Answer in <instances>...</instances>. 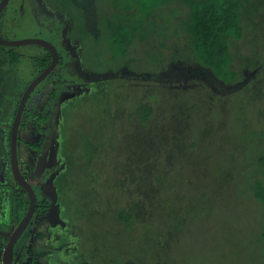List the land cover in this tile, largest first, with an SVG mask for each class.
<instances>
[{
    "label": "rangeland",
    "instance_id": "1",
    "mask_svg": "<svg viewBox=\"0 0 264 264\" xmlns=\"http://www.w3.org/2000/svg\"><path fill=\"white\" fill-rule=\"evenodd\" d=\"M77 1L81 0H54L53 5H50L48 0H9L0 14V36L12 39L46 38L56 44L63 60L58 62L56 67L36 86L39 90L28 102V107L33 110L35 117L25 120L24 128L20 129V141H18L19 160L24 162V168L29 172L31 183L37 185L41 177L52 176L55 172L61 174L60 184H65L69 180L73 181L72 184L67 183L65 192L60 196L56 192L59 184H55L52 177L41 182V188L36 186L39 196L42 195L48 199L50 207L54 208L52 213H55V208L59 206L57 202L59 197L64 200L60 203H63L67 210L65 216L69 224L65 223L70 226L72 221L73 224V229L70 227L73 231V252L64 250H67L72 242L68 240L67 243L63 242L64 239H69L66 234L72 232L67 231L62 236V245L66 244L64 246L67 247L63 249L61 245L57 249L53 248L52 253L56 258L53 263L72 264L68 263V260L65 261V258H68L67 254H73V264H121V261L127 258L129 262L137 259V264L140 260L142 264H149L143 254L138 253L141 252L139 243H143L139 240V236L137 239H132V245H129L128 249H124L123 245H118L117 242H113L110 246L106 243L107 231L104 227L109 228L110 225H107L105 211L109 210V206L97 208L95 204H91V197L86 198L76 187V181H79L97 187L98 193H115L113 189L116 187L115 182L119 171L114 168L122 163L118 156L121 152L119 149L109 155L105 150L96 152L92 145L88 144L86 134L96 130L94 125L96 120L94 122L89 120L90 109L80 108V106L86 107V101L84 97L79 98V95L91 94V98L92 95L99 96L95 101L99 110L104 106L107 110L110 109L112 95L116 110L112 116L108 115L109 118L111 117L110 123L120 116L122 98L130 94L134 96V89L141 87L144 82L154 84L167 81L171 84L172 81L183 80V89H185L191 85L193 79L197 78L201 80L199 84L203 92L201 91L196 99H187V104L191 105L186 114L190 117L187 119L190 126L188 132L197 134L198 138H204V135L199 134L200 128L206 127L211 130L215 123L221 125L219 132L215 131L213 134L208 131L207 133L203 148L206 150L208 160L204 161L209 167H224L225 174L222 178L229 180V183L226 184L227 187L219 198L221 202L217 204L213 216L208 218L207 224H197V226L190 224L182 236L183 239L175 244V250L181 254L183 261L180 262L181 264H185V261L194 264H264V204L259 202L246 187L248 179L240 175L235 177L234 173L227 169L232 164V160L234 164L240 163L242 155L245 154L236 146L253 150L254 152L247 151V157L253 161L264 156V99L262 96L264 23L257 31L247 36L251 38L252 43L250 41L249 44H239L237 60L239 78L229 84L218 79L209 69L193 60L190 61L188 57H183L184 53L181 51L183 47L180 49L174 47L173 61H169L170 53L162 55L156 48L149 53L145 48L144 51L129 59L126 56L117 58L114 62L111 61L106 27L101 22L91 24L89 21L85 26L84 13L77 5ZM88 1L83 0V5L88 7ZM77 9L83 17L79 29L75 27L74 17ZM176 26L173 23L171 30L176 29ZM172 41L182 46L183 42H178L176 39ZM11 50L19 52V60L12 61L9 58L8 53ZM43 51L34 43L16 46L3 44L0 47V68L5 72L1 74L14 72L13 70L18 67L20 85L29 84L38 73V68L33 64V57ZM124 59L134 61L125 64ZM99 90L100 93H97L96 91ZM188 92L189 97L195 95L194 89ZM253 95L257 96V100ZM69 97H73L74 102L66 108V119H71L72 124L68 125V122L64 124L63 136L67 140L65 144L73 148L74 163L71 166L64 156L60 161L57 160V156L55 159L57 137L60 135L57 125L61 117V107L63 101ZM10 98V95L5 94L4 99ZM174 100L180 102L178 98ZM253 100L258 101L257 109L251 105ZM134 101L135 99H132V102ZM9 105L10 101L3 102L2 109H6ZM248 108L250 110H247ZM95 114L96 112L93 111L92 115ZM249 115L253 119H258L255 120L258 126L254 127L258 129L253 128L250 132L245 123ZM39 118L45 121L43 123L36 121ZM99 118L101 119V116ZM11 123V120L7 122L6 117L0 115V184L6 191V195L0 202V264H2V245H6L7 237L12 234L16 225L9 201L11 191L15 190L17 185L9 164L6 166V162L3 163L5 159L2 155L5 154L7 157L10 147L7 132ZM39 125L41 129L37 131ZM253 133L255 134L251 136ZM237 137L239 140L233 143L232 138ZM251 137L253 143L260 145L257 146L258 148L248 146ZM40 150H42L41 153ZM133 154L135 153L131 155ZM231 166L236 171L243 168L239 165ZM46 169L49 174L44 173ZM79 174L84 180L77 178ZM187 176L190 178V175H185L184 183L189 180ZM8 179L12 182L6 183ZM104 181L108 183V188L103 184ZM83 183L81 184L84 185ZM31 226L32 223L21 234L15 245L14 260L19 259L17 262L26 259L23 250L25 246L20 245V242L25 239ZM65 230H68V227ZM28 243H31L29 239L23 244L28 245ZM131 257L136 258L131 259Z\"/></svg>",
    "mask_w": 264,
    "mask_h": 264
},
{
    "label": "trees",
    "instance_id": "2",
    "mask_svg": "<svg viewBox=\"0 0 264 264\" xmlns=\"http://www.w3.org/2000/svg\"><path fill=\"white\" fill-rule=\"evenodd\" d=\"M48 2L53 5L54 0ZM88 2L87 7L83 5V0L77 1V5L84 13L86 21L84 25H88L86 24L88 21L91 24L101 22L106 27L111 61L126 56L128 59L132 58L145 48L148 53L155 48L162 55L170 53L169 61H171L172 50L183 47L181 49L184 53L183 57H188L190 61L193 60L209 69L218 79L229 84L239 78L237 65L239 44H249L250 41L252 43L251 38L247 36L257 31L264 23V0H89ZM74 17L75 27L79 29L83 17L78 9ZM173 23L177 26L176 29L171 30ZM174 39L183 42L182 46L173 43ZM35 45L44 50L33 57V64L38 68L39 73L50 63L52 54L46 47ZM2 46L3 44H0V47ZM8 56L12 61L20 59L19 52L15 50L9 51ZM128 59H124L125 64L134 61ZM61 61L63 62L60 56L59 62ZM17 70L18 67L13 70L14 72L3 75L1 73L5 70L0 68V115L5 116L7 122L13 121L23 91L28 85H20L21 80ZM199 81L201 82L200 79H193L191 85L185 89H183V80L172 81L171 84L167 81L154 84L144 82L141 87L134 89V96L130 94L122 98V114L120 112L119 118L110 123L111 117L109 118L108 115L112 116L116 110L112 95L109 110L105 106L103 109H98L95 101L99 96L92 95L91 98V94L79 95V98L84 97L86 101V107L80 106V108L90 109L89 120L91 122L96 120L94 122L96 130L86 134L88 144L92 145L96 152L105 150L109 155L119 149L121 152L118 156L122 163L114 168L119 171L116 187L113 189L115 193L101 194L98 193L97 187L79 181H76V187L86 198L90 196L91 204H95L97 208L109 206V210L105 211L107 225H110L109 228L104 227L107 231L106 243L110 246L113 242H117L118 245H123L124 249H128L129 245H132V239H137L139 236V240L143 243H139L141 252L138 253L143 254L149 264H181V254L176 252L175 244L183 239L182 236L190 224L194 226L207 224L208 218L213 216L217 204L221 202L219 198L224 193L226 184L229 183V180L222 178L225 174L224 167H209L204 161L208 160L206 150L203 148L207 133L219 132L221 125L215 123L211 130L206 127L200 128L199 134L204 135V138H198L197 134L188 132L190 126L187 119L190 117L186 114L191 105L187 104V99H196L197 95L201 94ZM191 89H194L195 95L189 97L188 91ZM38 90V87L34 89L26 103L20 122L18 141L25 120L35 117L33 110L28 107V102ZM262 91L264 99V87ZM96 92L100 93V90ZM5 94L10 95L11 98L4 99ZM175 98L180 102H175ZM132 99L135 101L132 102ZM254 99L257 100V96ZM255 100L251 105L257 109L258 101ZM5 101H10V105L3 110L2 103ZM73 102V97H69L62 103L61 117L57 125L60 135L57 137L55 154V159L57 156L58 161L64 156L70 166L74 163L73 148L65 144L67 140L64 139L63 134L64 124L67 122L68 125L72 124L71 119H66V108L73 105ZM199 110L198 108V112ZM93 111L96 112L95 115H92ZM252 119L253 117L249 115L248 121L245 122L249 132L258 126L255 122L258 119ZM36 121L43 123L45 120L39 118ZM37 128V131H40L41 126ZM10 133L11 126L7 132L9 146ZM237 140L238 137L232 138L231 141L235 143ZM249 143L250 148L260 146L258 143H253L252 137ZM241 147L236 146L245 154L242 155V159L237 155L241 159L240 163L234 164L232 160L231 165H239L243 168L236 171L229 165L227 169L232 171L235 177L240 175L248 179L246 187L259 202L264 204V156L253 161L247 157V151H254ZM132 153L135 154L131 155ZM2 155L5 159L3 163L6 162V166L9 164L12 172L10 147L7 151L9 158L5 154ZM22 162L19 160L20 168L30 181L29 172L25 170V164ZM185 175H190V178L187 176L189 180L184 183ZM59 177L61 178V174L55 172L52 176L41 177L37 185L32 183L37 195L33 218L46 213L50 207L48 199L39 196L36 186L41 188L40 183L51 178L56 182L55 184H59L58 187L56 186V192L60 196L65 192L67 185L73 183L69 180L65 184H60ZM77 178L84 180L81 174ZM11 181L8 180L6 183ZM14 181L17 188L11 191L9 203L15 215V224H18L28 209L29 194L16 179ZM87 181L92 182V180ZM103 184L108 188V183L104 181ZM0 186L1 202L6 191L1 184ZM59 201L64 202L60 197ZM61 206L65 207L63 203ZM4 246L5 244L2 248ZM131 248L132 246L130 247L132 252ZM127 259L122 260L121 264H137V259H133V262ZM17 260L19 259L13 260L14 264H33L29 261L17 262ZM185 262V264H194L190 261ZM138 264H142V260Z\"/></svg>",
    "mask_w": 264,
    "mask_h": 264
},
{
    "label": "water",
    "instance_id": "3",
    "mask_svg": "<svg viewBox=\"0 0 264 264\" xmlns=\"http://www.w3.org/2000/svg\"><path fill=\"white\" fill-rule=\"evenodd\" d=\"M8 2L9 0H0V14ZM0 43L8 46H16L30 43L39 44L46 47L52 54L50 63L30 81V83L26 86L25 90L23 91L11 128L10 157L12 172L18 183L29 194L28 209L25 215L19 221L18 225L13 230L12 234L9 236L8 241L3 249V254L1 258L2 264H14L13 260L15 245L19 240L21 234L24 232V230L32 220L37 203L36 190L33 187L32 183L23 174L20 168L18 156V133L20 122L23 116L26 103L31 93L36 88V86L56 67L60 59V54L56 44L53 41L42 37H24L12 39L0 36Z\"/></svg>",
    "mask_w": 264,
    "mask_h": 264
},
{
    "label": "crops",
    "instance_id": "4",
    "mask_svg": "<svg viewBox=\"0 0 264 264\" xmlns=\"http://www.w3.org/2000/svg\"><path fill=\"white\" fill-rule=\"evenodd\" d=\"M8 180L11 181V179ZM57 202H59V206L55 208V213L51 212L54 208L49 207L46 213L33 218L31 222L32 226L29 228L25 239L20 242V245L25 246L23 250L25 252L26 259H24V261H29L33 264H54L53 260L56 261V258L52 253L54 251L53 248L57 249L63 244V242H66L67 240L68 242L72 241L71 246H69L67 250L64 249L65 247H67L64 246L66 244L62 245L61 247L65 251L73 252V224L71 223V221L70 226H67L68 221H66L65 216L67 210L65 209V207L62 208L59 199L57 200ZM66 227H68V230H65ZM67 231H72L66 234L67 236H69L67 237L69 239H64L65 241L62 242V236L67 233ZM28 239L31 243H28V245L23 244ZM59 252L60 250L58 251V253ZM67 255L68 258H65V261L68 260V263L71 262L73 264V254ZM58 262L59 261H57V263ZM66 263L60 262V264Z\"/></svg>",
    "mask_w": 264,
    "mask_h": 264
},
{
    "label": "flooded vegetation",
    "instance_id": "5",
    "mask_svg": "<svg viewBox=\"0 0 264 264\" xmlns=\"http://www.w3.org/2000/svg\"><path fill=\"white\" fill-rule=\"evenodd\" d=\"M14 117H15V116H14ZM13 120H14V119H13ZM12 123H13V121H12ZM12 123H11V128H12ZM10 137H11V133H10ZM10 165H11V162H10ZM30 223H31V221H30ZM30 223H29V224H30ZM29 224H28V226H29ZM17 225H18V224H16V225L14 226V228H15ZM28 226H27V227H28ZM27 227H26V228H27ZM25 230H26V229H25ZM25 230H24V231H25ZM23 233H24V232H23ZM4 247H5V246H4ZM4 247H3V249H4ZM2 254H3V253H2Z\"/></svg>",
    "mask_w": 264,
    "mask_h": 264
}]
</instances>
